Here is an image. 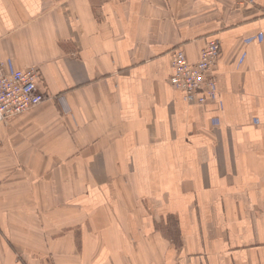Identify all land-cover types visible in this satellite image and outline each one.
I'll list each match as a JSON object with an SVG mask.
<instances>
[{"label": "crops", "instance_id": "obj_1", "mask_svg": "<svg viewBox=\"0 0 264 264\" xmlns=\"http://www.w3.org/2000/svg\"><path fill=\"white\" fill-rule=\"evenodd\" d=\"M0 61L48 95L0 122V264H264V0H0Z\"/></svg>", "mask_w": 264, "mask_h": 264}, {"label": "built area", "instance_id": "obj_2", "mask_svg": "<svg viewBox=\"0 0 264 264\" xmlns=\"http://www.w3.org/2000/svg\"><path fill=\"white\" fill-rule=\"evenodd\" d=\"M221 54L219 39H211L201 51L200 58L191 62L183 51L172 56V84L188 102L205 103L219 94L215 73ZM40 74L35 68L7 70L0 61V122L22 114L43 103L48 95L39 88Z\"/></svg>", "mask_w": 264, "mask_h": 264}]
</instances>
